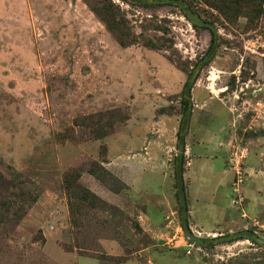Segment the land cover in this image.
I'll list each match as a JSON object with an SVG mask.
<instances>
[{
    "label": "rangeland",
    "instance_id": "obj_1",
    "mask_svg": "<svg viewBox=\"0 0 264 264\" xmlns=\"http://www.w3.org/2000/svg\"><path fill=\"white\" fill-rule=\"evenodd\" d=\"M186 80L187 208L190 145L247 150L191 237ZM259 140L264 0H0V264H264Z\"/></svg>",
    "mask_w": 264,
    "mask_h": 264
},
{
    "label": "crops",
    "instance_id": "obj_2",
    "mask_svg": "<svg viewBox=\"0 0 264 264\" xmlns=\"http://www.w3.org/2000/svg\"><path fill=\"white\" fill-rule=\"evenodd\" d=\"M259 141L258 145L253 147V152L257 149L261 152L260 149L264 148L262 140ZM186 155L190 159V168L184 173L189 199L188 213L190 212L192 219L196 220L190 225L200 224L209 228L214 220L223 216L221 207L215 204L216 197L219 196H214V193L221 187L226 188L232 174H228L229 170L222 165L220 156L211 155L210 150L193 148L190 145Z\"/></svg>",
    "mask_w": 264,
    "mask_h": 264
},
{
    "label": "trees",
    "instance_id": "obj_3",
    "mask_svg": "<svg viewBox=\"0 0 264 264\" xmlns=\"http://www.w3.org/2000/svg\"><path fill=\"white\" fill-rule=\"evenodd\" d=\"M94 12L100 16V17H105V20L107 23L108 21H111L110 17L106 15L102 10L99 8L92 7ZM187 9L190 11V13H196L194 10H191V7L187 5ZM193 15V14H192ZM107 16V17H106ZM193 23L197 22L194 18V16L188 15ZM123 43V42H122ZM193 81L186 80V82L183 85L182 89V94L183 98L181 101L182 104V115L179 120L178 124V130L176 132V136L179 140L180 144V149L179 153L176 155L174 158V170H173V177H174V185H175V196H176V201H177V206H178V217H179V222L182 230L186 234V236L191 237V230L189 227V222H188V208H187V201H186V195H185V187L183 183V177H182V166L184 164L183 160V154H184V133H185V128H186V122L187 118L189 117L187 111L188 108V98L190 96V89L192 87Z\"/></svg>",
    "mask_w": 264,
    "mask_h": 264
},
{
    "label": "built area",
    "instance_id": "obj_4",
    "mask_svg": "<svg viewBox=\"0 0 264 264\" xmlns=\"http://www.w3.org/2000/svg\"><path fill=\"white\" fill-rule=\"evenodd\" d=\"M247 150L239 144H231V150L227 156L228 168L233 175V183L235 189L242 185L245 177V168L243 167L244 159L246 158Z\"/></svg>",
    "mask_w": 264,
    "mask_h": 264
}]
</instances>
